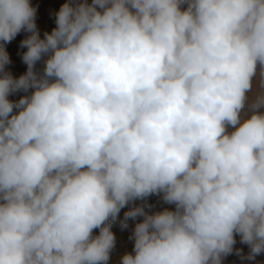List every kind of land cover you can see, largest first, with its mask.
I'll return each instance as SVG.
<instances>
[{"label":"clouds","instance_id":"1","mask_svg":"<svg viewBox=\"0 0 264 264\" xmlns=\"http://www.w3.org/2000/svg\"><path fill=\"white\" fill-rule=\"evenodd\" d=\"M36 15L0 0V42L27 34L18 78L0 44V264H108L126 206L120 264L264 253V0L64 3L43 38Z\"/></svg>","mask_w":264,"mask_h":264},{"label":"rangeland","instance_id":"2","mask_svg":"<svg viewBox=\"0 0 264 264\" xmlns=\"http://www.w3.org/2000/svg\"><path fill=\"white\" fill-rule=\"evenodd\" d=\"M82 2V0H30V3L33 6L37 7V15H36V24L40 32L41 38L44 37V33L51 31L56 27L55 23V13L58 12L60 7L64 3H71L75 5L76 3ZM88 3H91V0H87ZM27 34L25 32H20L15 39H13L10 43L2 44L4 50L7 52L11 63L7 65L6 70L11 72L13 77L18 78L23 75L27 70V65L22 61V54L27 49L20 47V42L25 38ZM42 62L37 64V68H42ZM259 77H257L258 81ZM25 95L23 92H19L13 94L9 97L11 100H18L21 96ZM137 204L141 203L140 201L136 202ZM148 203L154 205L153 211H161L164 208L174 209V205L164 204L163 201L158 196H151L148 198ZM128 207L122 208L119 213V218L116 223L112 226V231L116 236V247L110 254V260L108 264H120V258L126 253L131 252L133 249V240L130 239L132 230L135 226V223L138 222L142 218H137V220L129 219L126 228H121L119 221L123 219L124 213L128 211ZM94 235L99 234V229H94ZM237 243L234 248L241 249L242 256H238L235 254V251L224 257L222 264H264V253L256 256L254 260L246 259L247 254L249 252V248L246 244L240 243V237L237 235L235 237Z\"/></svg>","mask_w":264,"mask_h":264}]
</instances>
